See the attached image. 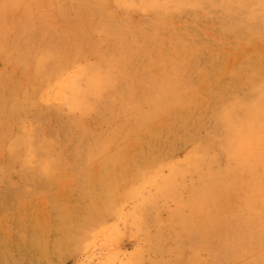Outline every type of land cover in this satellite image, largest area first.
Instances as JSON below:
<instances>
[{"label":"rangeland","instance_id":"rangeland-1","mask_svg":"<svg viewBox=\"0 0 264 264\" xmlns=\"http://www.w3.org/2000/svg\"><path fill=\"white\" fill-rule=\"evenodd\" d=\"M0 264H264V0H0Z\"/></svg>","mask_w":264,"mask_h":264}]
</instances>
